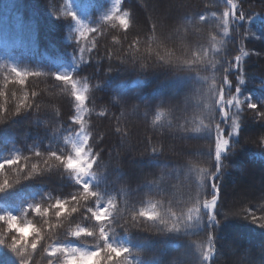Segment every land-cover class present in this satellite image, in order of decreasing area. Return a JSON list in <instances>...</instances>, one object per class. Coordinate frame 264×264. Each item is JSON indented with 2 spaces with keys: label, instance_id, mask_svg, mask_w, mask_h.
Masks as SVG:
<instances>
[{
  "label": "trees",
  "instance_id": "1",
  "mask_svg": "<svg viewBox=\"0 0 264 264\" xmlns=\"http://www.w3.org/2000/svg\"><path fill=\"white\" fill-rule=\"evenodd\" d=\"M234 2L246 18H233L225 36L226 0H158L152 6L149 0H0V105L8 109L0 112V161L28 158L20 161L23 172L6 166L0 180L12 182L32 163L43 164L49 152L83 149L90 136L89 151L78 158L91 168L88 156L99 153L93 190L112 204L96 220L113 230L110 242L130 249L117 253L120 264H264V226L248 214L264 216V118L258 114L264 111V0ZM115 9L129 14L127 30L123 18L103 19ZM164 9L169 13L162 15ZM70 10L77 19L67 16ZM77 20L97 31L81 36ZM11 66L37 75L21 86ZM227 67L232 84L225 95ZM236 88L242 100L233 106ZM21 100L28 107L15 114ZM249 100L258 108L250 109ZM222 101L229 119L239 118L237 133L229 135L233 125ZM225 138L229 144L221 147ZM245 169L262 182L258 195L232 214L225 199L245 183ZM213 175L216 204L208 184ZM80 191L69 171L53 162L0 192V214L40 230L29 264H48L58 243L89 249L102 243L71 236L77 227H97L85 219L94 199L80 200L77 212L60 217L49 207L59 198L70 208V197ZM30 203L49 208L48 214L24 212ZM213 208L216 219L210 221ZM209 232L214 253L206 261ZM13 234L0 221V235L10 240ZM69 262L94 264L88 258ZM0 264L20 259L0 245Z\"/></svg>",
  "mask_w": 264,
  "mask_h": 264
},
{
  "label": "snow or ice",
  "instance_id": "2",
  "mask_svg": "<svg viewBox=\"0 0 264 264\" xmlns=\"http://www.w3.org/2000/svg\"><path fill=\"white\" fill-rule=\"evenodd\" d=\"M120 0H117V3H119ZM226 3L229 5V8L225 11H223L222 16H226L225 23L227 27L224 29L225 36L230 33V22L232 21L233 18L235 19H240L244 20L245 17V12L242 10V6L238 5L237 3L234 2V0H226ZM128 13H125L124 15H119V10L115 9L112 12L108 13L103 17L104 20H117L118 18H123L126 20L127 27H123L125 30H127L130 26L129 24V19H128ZM67 16L72 17L73 19L76 18V13L73 11H68ZM199 18L202 21H205L206 17L201 14ZM119 22V21H118ZM77 24L81 26L79 30V34L83 36L85 33H95L97 31L96 28H90L84 25L83 22L77 20ZM95 47V46H94ZM247 53H245L246 55ZM239 61L240 57L236 56L235 57V68L238 70L240 69L239 67ZM12 73L16 74L19 73V79H17V83H19L21 86H24L26 83L25 77L28 76H36L37 73H30L27 71H21L19 68L15 66H11ZM229 72V67H227L224 71V77L227 80V83L225 84L224 88V94L226 95V87H230L232 84V81L230 80L228 76ZM55 78V74H53ZM17 78V76H16ZM74 79V78H73ZM240 82H243V77L240 76L238 77ZM63 82V81H60ZM239 88H236L235 94L238 96ZM229 94V92H227ZM232 93V92H231ZM0 95H4L3 92H0ZM75 100V97H73ZM224 105V117L226 120H231V124L233 127L231 128L230 134H234L238 132V120L239 118H233L229 119L230 115L226 114L227 113V108L228 105L224 103L223 101L221 102ZM249 108L250 109H257L258 105L256 103L251 102L249 100ZM28 105L25 103L24 100H21L19 104L15 108V114L20 113L22 110H24ZM241 107V106H240ZM8 109L4 105H0V112L7 113ZM259 116L264 118V111H260ZM75 116L71 117V121L73 122ZM159 117H157L158 119ZM79 127V124H77ZM119 131V129H117ZM223 132L224 136V129L221 130L219 127L216 128V133L219 135ZM89 141H90V136L88 137V145H84L83 149L80 146H76L74 149V152L70 155H61L58 152H49L47 153V158L43 160V164L39 163H32L30 170L26 172L24 175H17L15 179L10 182L8 177H4L2 180H0V192L5 191L6 189L12 187L14 184L19 183L23 179H28L33 176H35L37 173H42L44 170L49 168L53 162H58L59 165H61L63 168L67 169L69 173L73 176L76 184L79 185V189L81 191L78 194H74L70 197L72 206L69 208L68 207V201L67 200H62L57 198L55 203L50 205L49 207L55 209V215L60 217L63 215L65 212L70 213H75L78 211L77 204L80 200L88 201L90 198L95 200V207H89L86 209V213L90 214L85 216V219H91L92 221L95 222L97 227L89 228V227H77L72 233L71 236L77 237V238H82V237H92L102 243H98L94 248H82V247H75L71 245H67L64 243H58L56 245L51 246L50 252H49V259H48V264H54V259L55 260H60V264H69V260L72 258H88L91 259L94 264H120L122 257L118 256L117 253H125L127 254L130 249L125 248L124 246H118L112 242H110V235L113 233L112 229L107 228L102 222H99L96 220V216L99 215V210L102 207L108 206L111 207L112 200L109 198L106 201L102 197V194L100 191H94L92 182L95 180V173L92 171L96 160L99 157V153H93L88 156L89 161H91V168H83L80 170L73 169L71 167V162L73 160L78 159V154H80L82 151L83 152H88L89 151ZM229 144V139L225 138L222 143L221 147H224L225 145ZM162 151V150H161ZM153 152H156L155 149H153ZM35 156L41 157L43 154L37 150L35 153ZM217 161L218 164L220 163L221 160V153L218 152L217 154ZM27 157H21L19 154L13 155L12 158L6 159L3 161H0V173H3L4 169L6 166H13V165H19V171L23 172L25 168V164H20L21 160H27ZM219 171V168L218 170ZM215 176L213 175L208 178V184H210L212 188V203L216 204L217 199H218V187L215 185ZM85 177H90V179H86ZM103 201V203H101ZM202 209H206L208 211L207 207H204L203 205L201 206ZM29 210L34 211L36 214L41 215V216H46L49 212V208L42 207L40 203H35V204H29L26 209H24V212H27ZM249 218L252 219L253 221L258 222L259 224L264 226V216L258 217L253 210L249 209L248 210ZM15 218L16 223H18V217L16 215H13L11 213H5V214H0V221H3L7 224L9 231H13L16 234H13L10 236V240L6 239L4 236L0 235V245H5L8 249H10L16 257L20 259V264H29V260L33 258V254L37 251L38 244L40 243L42 237L40 234V230L33 227L36 229V231L30 233L27 237L21 238L20 232L17 230L16 227L10 225L9 221L11 218ZM215 209H212V214L209 218V220H215ZM218 222V221H217ZM29 223V222H28ZM32 235V239L29 240V236ZM208 239L210 243L207 246V251L203 253L204 259L206 261H209L211 256L214 253V247H213V234L211 232L208 233Z\"/></svg>",
  "mask_w": 264,
  "mask_h": 264
},
{
  "label": "rangeland",
  "instance_id": "3",
  "mask_svg": "<svg viewBox=\"0 0 264 264\" xmlns=\"http://www.w3.org/2000/svg\"><path fill=\"white\" fill-rule=\"evenodd\" d=\"M156 1H158V0H149V4L152 6V4L155 3ZM168 13H169V11L167 9H164L162 15H165ZM241 100L242 99H240L238 96L233 97L232 105L237 106ZM77 161L79 162V158L74 160L72 163L73 165H76V169L80 168V167H81V169L84 168L85 163L82 161V163L79 162L77 164ZM242 180L245 183L241 182L237 188H235L234 190H231L230 193H228V196L225 199V201L227 202L229 213L235 214L237 212L235 207L237 205H239V203L241 201L248 199V198H253V197H255V195H258L257 187L259 186L258 182L261 180H259L258 178L255 177L253 169H250V170L245 169L243 171ZM259 250L264 252V244H262V245L260 244ZM260 256H261V254H260ZM262 256H264V254H262Z\"/></svg>",
  "mask_w": 264,
  "mask_h": 264
},
{
  "label": "clouds",
  "instance_id": "4",
  "mask_svg": "<svg viewBox=\"0 0 264 264\" xmlns=\"http://www.w3.org/2000/svg\"><path fill=\"white\" fill-rule=\"evenodd\" d=\"M148 214L154 215V211L152 210H146ZM10 225L17 228V230L20 232L21 238L27 237L30 233L36 231V229L33 227V225L29 222L26 224H17L15 218H11L9 221ZM70 264V262H69Z\"/></svg>",
  "mask_w": 264,
  "mask_h": 264
}]
</instances>
